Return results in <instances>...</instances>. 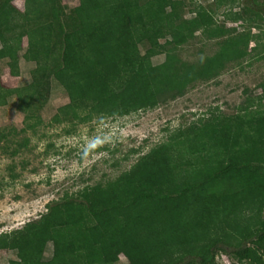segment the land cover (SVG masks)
<instances>
[{"label": "trees", "instance_id": "16d2710c", "mask_svg": "<svg viewBox=\"0 0 264 264\" xmlns=\"http://www.w3.org/2000/svg\"><path fill=\"white\" fill-rule=\"evenodd\" d=\"M186 1L192 17L184 15ZM193 1L78 0L67 11L62 0H24L22 10L0 0V63L12 75L20 57L34 63L27 84L0 80V106L15 104L22 131L35 133L54 79L68 101L49 122L67 124L70 133L93 118L183 95L248 55L250 41L264 52V0ZM220 10L247 30L225 28L214 54L182 61L176 51L196 31L208 27L218 36ZM257 87L261 95L245 99L242 115L199 119L114 180L65 192L38 218L1 232L0 249L14 252L7 264H113L120 255L125 264H216L220 252L237 264H264V108L243 118L250 106L264 105V80ZM49 242L52 256L44 260Z\"/></svg>", "mask_w": 264, "mask_h": 264}, {"label": "rangeland", "instance_id": "374dc122", "mask_svg": "<svg viewBox=\"0 0 264 264\" xmlns=\"http://www.w3.org/2000/svg\"><path fill=\"white\" fill-rule=\"evenodd\" d=\"M24 0H13L22 10ZM207 5L211 0H194ZM183 8L186 17L189 2ZM65 10L78 4V0H62ZM236 9V7H235ZM218 36L213 37L210 28L203 27L178 47L177 56L187 63L210 56L219 49V43L227 36L225 28H235L238 33L247 30L245 23L223 20L221 10L216 14ZM256 33L255 28H251ZM23 47L26 38L22 39ZM264 43V38L260 44ZM248 44L244 58L226 64L218 76L208 81H196L183 95L167 99L155 107L142 109L124 116L96 117L80 123L70 133L67 124H51L56 108L68 101L63 88L54 80L50 82L47 103L40 111L43 123L35 133L22 131L24 116L9 102L0 106V233L22 227L46 210V204L61 198L65 193L76 192L86 185L112 181L154 145L183 136L184 128L199 119L205 121L212 115H242L239 107L245 99L261 95L258 83L264 80V52L251 50ZM143 50V48H141ZM257 53V54H256ZM160 56L154 61H159ZM33 62L20 57L16 75L0 63V80L4 86L16 87L27 84ZM264 108L262 103L248 108L243 118ZM26 145H20L24 139ZM14 150H17L13 153ZM52 256V245L47 243L42 258ZM14 252L0 249V264H7ZM216 264H237L220 252ZM123 255L113 264H125Z\"/></svg>", "mask_w": 264, "mask_h": 264}]
</instances>
